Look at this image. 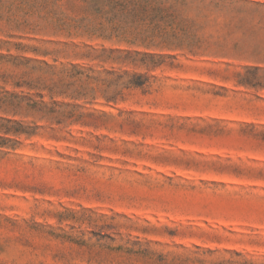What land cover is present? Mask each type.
I'll use <instances>...</instances> for the list:
<instances>
[{"label":"rangeland","instance_id":"374dc122","mask_svg":"<svg viewBox=\"0 0 264 264\" xmlns=\"http://www.w3.org/2000/svg\"><path fill=\"white\" fill-rule=\"evenodd\" d=\"M107 1L0 0V264H264V0Z\"/></svg>","mask_w":264,"mask_h":264},{"label":"trees","instance_id":"16d2710c","mask_svg":"<svg viewBox=\"0 0 264 264\" xmlns=\"http://www.w3.org/2000/svg\"><path fill=\"white\" fill-rule=\"evenodd\" d=\"M131 2H132L131 0H108L107 1V5L110 8V10H109L110 14L107 16L106 20L109 23L108 27L112 31L120 33V30L124 29V26L120 24L119 18L121 20L124 18L128 19V18H130V16L132 17L134 15L133 13H132L133 15H131L130 10L129 11L126 10ZM123 12H127V13L124 14V16H122ZM117 20H119V21H117ZM98 29L101 30V32H102V31H104L105 27L100 26Z\"/></svg>","mask_w":264,"mask_h":264}]
</instances>
